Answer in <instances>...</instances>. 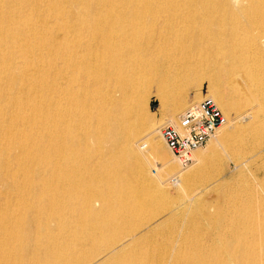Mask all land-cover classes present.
<instances>
[{"label": "bare ground", "instance_id": "1", "mask_svg": "<svg viewBox=\"0 0 264 264\" xmlns=\"http://www.w3.org/2000/svg\"><path fill=\"white\" fill-rule=\"evenodd\" d=\"M170 39L187 58L179 68L208 81L224 116L251 106L243 83L258 72L253 122H264V0H0V264H206L147 250V233L169 218L121 230L141 229L138 208L164 200L167 184L184 191L200 170L197 150L192 170L165 184L169 163L130 158L142 133L148 147L161 145L160 125L142 114L154 54ZM189 106L175 92L163 124ZM210 264L261 261L225 252Z\"/></svg>", "mask_w": 264, "mask_h": 264}, {"label": "rangeland", "instance_id": "2", "mask_svg": "<svg viewBox=\"0 0 264 264\" xmlns=\"http://www.w3.org/2000/svg\"><path fill=\"white\" fill-rule=\"evenodd\" d=\"M169 41H172L170 47L154 54V67L147 73L145 85L147 101L143 106L142 121L153 127L160 125L158 130L164 125L165 102L175 92H179L185 107L194 101L199 102L205 93L211 95L207 80L179 68V63L187 61V58L178 54L179 47L175 45L179 43L178 39ZM168 55L173 60L170 64H166ZM248 58L256 62V52L253 51ZM254 73L256 78L251 76L252 81L243 83V88L253 98L251 106L239 105L231 113L223 115L227 122L224 125L227 137L219 141L217 131L192 155L198 161L200 170L186 181L184 191L176 193L172 184L167 183L189 171L195 162L181 168L165 150L159 133V148L148 147L146 135H140L139 149L135 156L129 155L132 160L148 159L160 167L165 163L172 166L171 176H164L163 173L160 175L162 180H167L165 184L170 194L151 206L136 207L138 212L134 220L136 225L142 226L141 229L132 225H123L121 228L125 235L135 234L138 230L169 218L145 236L148 251L175 254L181 258L202 257L206 264L216 261L225 252H238L243 258L256 255L264 264V122H253V110L256 105L261 108V102L255 95L263 84L260 83V74L256 71ZM240 89L238 86L237 92ZM236 97L226 94L228 103H233ZM235 119L241 124L233 125L234 130L228 129L229 123ZM156 168L151 166L148 170L149 178H158ZM136 180L133 176L131 186L137 184ZM189 197L193 202H188ZM111 239V236H105L101 242L108 243ZM176 260V264H183L182 260Z\"/></svg>", "mask_w": 264, "mask_h": 264}, {"label": "built area", "instance_id": "3", "mask_svg": "<svg viewBox=\"0 0 264 264\" xmlns=\"http://www.w3.org/2000/svg\"><path fill=\"white\" fill-rule=\"evenodd\" d=\"M226 123L219 108L205 93L198 103L179 115L174 126H161L159 135L174 161L186 168L192 164L191 154L201 149Z\"/></svg>", "mask_w": 264, "mask_h": 264}]
</instances>
